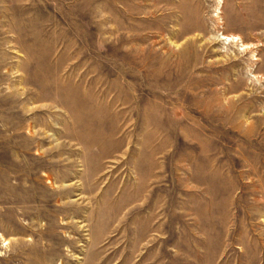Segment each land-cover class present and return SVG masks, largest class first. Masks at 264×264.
I'll return each mask as SVG.
<instances>
[{"label": "rangeland", "instance_id": "obj_1", "mask_svg": "<svg viewBox=\"0 0 264 264\" xmlns=\"http://www.w3.org/2000/svg\"><path fill=\"white\" fill-rule=\"evenodd\" d=\"M0 264H264V0H0Z\"/></svg>", "mask_w": 264, "mask_h": 264}]
</instances>
